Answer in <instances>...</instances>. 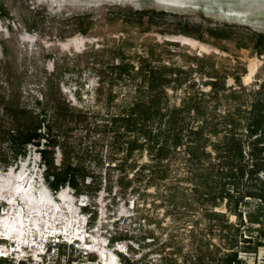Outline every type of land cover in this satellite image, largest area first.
<instances>
[{
    "label": "rangeland",
    "instance_id": "obj_1",
    "mask_svg": "<svg viewBox=\"0 0 264 264\" xmlns=\"http://www.w3.org/2000/svg\"><path fill=\"white\" fill-rule=\"evenodd\" d=\"M0 5L7 11V15H0V103L7 98V83L11 81L20 85L25 102L37 107V111L41 107L36 105V100L47 104L42 95L44 91L55 93L58 100L76 108L81 114L77 118L82 121L79 126L70 124L66 128L68 140L75 148L76 158L84 162L95 174L96 182L102 184L99 192L92 195L76 196L73 189L69 190L78 209L76 214H81L84 219L65 231L66 220L56 218L57 222L61 221L57 225L60 233L72 242L73 231L80 226L87 232L86 241L91 246L98 243L99 249L106 250L107 255L115 253L117 264H210L209 253L200 260V250H213L216 245L223 247V243L218 235H211V232L218 234L220 227L204 211L201 204L204 198L194 194L191 172L196 164L189 161L182 147L156 166L159 164L156 149L151 148L147 134L151 129L161 127L163 134L166 133L157 118L152 122L133 118L131 123L114 120L129 116L139 99L140 77L135 76V71L140 66V58H148L153 65L183 70L180 74L170 75L173 79L180 77L183 83L175 91L168 90L171 106L181 105L185 97L196 96L198 91L210 92L206 85L211 80L209 73L217 72L221 80L225 79L226 91L220 89L217 95L211 92L212 96L198 98L212 118V124L218 126L217 135L206 130L203 140L219 141L226 134L222 129V116L229 112L242 114L264 82V55L253 50L254 35L264 33V11H253L240 19L217 8H165L152 0H0ZM143 10L146 12H141ZM159 11L165 14L161 15ZM80 21H85L88 26L86 34L71 31ZM183 27L191 33L199 27L204 33L208 31L205 39L209 43L199 41L207 45L208 50L201 52L197 47L178 41L180 36L189 37L182 33ZM218 28H225L230 38H216L212 32ZM74 37L81 42L78 48L63 46ZM213 43L220 44L223 49ZM239 44L247 47L239 48ZM205 56L211 59L199 64L195 60ZM251 58H258L261 63L252 80L245 82L243 77ZM122 62L134 66V72L119 75L115 68ZM242 68L246 69L241 77L245 88L232 78ZM233 90L237 91L236 97L230 96ZM193 119L187 115L180 118L184 125L180 133L183 143L188 138L187 128L195 125ZM244 130L238 129L237 135L244 142L245 159L251 164L255 159H251L247 147L250 140ZM133 141L136 145L131 151ZM210 142L207 150L212 151ZM6 147L1 149L7 155ZM29 149L27 156L20 158L17 164L7 170L0 169V183L16 184L18 178L15 176L23 172L28 179L27 186L31 184L38 197L46 191L54 203L63 205L65 202L60 198L63 189L54 193L47 187L41 156L36 147ZM61 160L58 150V165ZM263 181L264 173L252 180L245 177L241 189L264 188ZM19 201L16 200V204ZM225 203L215 211L226 212ZM255 207L256 202L250 200L241 209L247 211ZM9 208L8 202L0 200V217ZM63 210L70 220L69 209ZM230 220L237 222L234 216H230ZM248 235L246 233L245 237ZM113 237L124 239L113 242ZM35 238L39 241L37 235ZM93 238L98 242L94 243ZM47 240L46 237L44 241ZM0 244L10 247L1 241ZM79 247L83 250L57 244L52 252L53 247L49 246L47 256L38 257V262L108 264L100 254L85 250L84 245ZM122 256L131 263L124 262ZM241 256L248 264H264V248L258 255ZM0 263L18 264L10 259H0Z\"/></svg>",
    "mask_w": 264,
    "mask_h": 264
},
{
    "label": "trees",
    "instance_id": "obj_2",
    "mask_svg": "<svg viewBox=\"0 0 264 264\" xmlns=\"http://www.w3.org/2000/svg\"><path fill=\"white\" fill-rule=\"evenodd\" d=\"M141 12H146V10ZM153 12L157 11L153 10ZM159 13L165 14L162 11ZM0 15H7V11L2 5H0ZM199 28L192 33L187 32L185 27L181 31L184 35L197 41L209 43L205 39L208 31L205 30L204 33ZM71 31L86 34L88 26L85 21H80ZM212 33L216 38H230L225 28L215 29V32ZM254 37L256 40L253 50L259 55H264V33L255 34ZM168 44L169 42H167ZM213 45L223 49L220 44L213 43ZM238 47L246 48L247 46L239 44ZM120 59L122 60L123 57L121 56ZM210 59L208 56L195 58L198 64L203 60ZM139 65L135 71V76L140 77L139 99L133 105L129 116L116 118L114 121L131 123L133 118L141 119L142 122H152L156 118L161 121V125L166 128L165 134H163L162 127L159 130L151 129L147 134L152 143L151 148L156 149V158L159 163L156 166H159L160 162L167 158L171 152L175 153L183 147L189 156V161L196 164V168L192 167L191 172V181L194 182L195 187L194 194L204 198L201 201L204 211L209 219L216 220L220 227L218 234L211 232V235H218L223 247L216 245L213 250H209L210 248L206 251L201 249L200 260H203L209 253L211 259L208 263L210 264H248L241 254L258 255L264 248V188L241 189V182L245 177L252 180L254 177L258 178L260 173H264V82L255 91V99L245 106L242 114L229 112L222 116V129L226 131V134L220 137L219 141L210 142L209 138L203 140L205 132L208 130L217 135L218 126L212 124V118H209L205 111L206 107L198 98L212 96L211 92L217 95L220 89L226 91L225 79L221 80L220 74L211 72L208 74L211 80L206 84L210 87V92L198 91L196 96L185 97L181 105L171 106L168 103L170 99L168 90L175 91L183 83L180 77L173 79L170 75L180 74L183 70L166 65H153L148 58H140ZM115 69L119 75L134 72V66L123 62ZM245 73L246 69L242 68L239 74L232 76L241 88L243 87L241 77ZM7 85L9 94L0 103L2 110L0 117V169L7 170L17 164L20 158L27 156L30 151L29 147L32 146L37 148L41 156V164L45 167L44 179L52 192L57 193L63 188L70 187L76 196L98 193L102 187L101 182H96L95 174L84 162L76 158L75 148L68 140L69 131L66 128L68 129L70 124L73 127L79 126L82 120L77 116H81L80 112L64 100H58L55 93L50 91L42 92L46 99V106L36 100V105L41 107L37 111L35 109L37 107L34 108L25 102L24 93L19 84L10 81ZM230 96L236 97L237 91L233 90ZM184 115L192 119L194 117L193 120L196 121L195 125L187 128L188 138L183 143L180 133L184 129V125L181 124L180 118ZM240 128L245 129L246 137L250 140L247 147L251 159H255L251 164L245 159L244 142L237 135ZM207 141L210 142L212 151L207 150ZM4 145L7 146V155L2 153L1 148ZM130 145L131 151H133L136 141L131 142ZM58 150L62 155L59 165L56 161ZM149 167L152 168V166ZM152 169L153 173H157L156 169ZM250 200L256 202L255 209L243 211L241 206ZM223 202H226V212L215 211ZM84 209L88 211V208ZM230 216L236 217L237 222H232ZM246 233L250 234L249 237H245ZM123 239V237L111 238L113 242ZM89 256L94 257V254ZM122 258L124 262L131 263V260L126 257L122 256Z\"/></svg>",
    "mask_w": 264,
    "mask_h": 264
},
{
    "label": "bare ground",
    "instance_id": "obj_3",
    "mask_svg": "<svg viewBox=\"0 0 264 264\" xmlns=\"http://www.w3.org/2000/svg\"><path fill=\"white\" fill-rule=\"evenodd\" d=\"M160 1L166 5L190 7V4L186 3L185 0ZM177 40L192 48L197 47L201 52L208 50L207 45L190 37L180 36ZM80 43L79 39L74 37L63 46L71 45L74 48H78ZM260 63L261 61L258 58L250 59L247 66V74L243 77L245 82L252 80ZM11 174L14 175L13 172H11ZM23 174L24 173L21 172L15 176L18 178L16 184L0 183V200L8 202L10 205L9 210L0 217L1 235L16 243L15 249L0 244V257L3 258L15 254L16 252L21 253V255H17L18 259L30 255L34 258H38L42 251L41 241L46 237L48 238L49 234H59L60 231L57 225L61 223V221L66 220V227H64V230L67 231L68 227L84 219L81 214H76L78 209L74 206L73 197L68 194L69 190H71L70 187L63 188V190L60 191V198L65 202L63 205H60L54 203L46 191L42 192L41 196L38 197L34 193L33 186L31 184L27 186L28 182L26 183V181L28 179H26ZM18 199L20 203L18 202V204H16V200ZM15 205H17V210L15 209ZM65 207L69 209L71 215L70 220H67L65 216V211L63 210ZM56 218H59L61 221L57 222V220H55ZM36 235L39 241L35 238ZM73 237L74 239L80 237V239L85 242L84 246L86 250L100 254L102 259L108 262V264H117V256L115 253L110 252L109 255H107L106 250L99 249L98 243L95 246H91V244L86 241L88 237L87 232L81 230L80 226L74 229ZM93 242H98V239L93 238ZM26 247H30L27 252H25Z\"/></svg>",
    "mask_w": 264,
    "mask_h": 264
},
{
    "label": "water",
    "instance_id": "obj_4",
    "mask_svg": "<svg viewBox=\"0 0 264 264\" xmlns=\"http://www.w3.org/2000/svg\"><path fill=\"white\" fill-rule=\"evenodd\" d=\"M154 3L165 7H184L178 5H166L160 0H152ZM193 8H217L236 18H245L251 12L264 11V0H185Z\"/></svg>",
    "mask_w": 264,
    "mask_h": 264
},
{
    "label": "built area",
    "instance_id": "obj_5",
    "mask_svg": "<svg viewBox=\"0 0 264 264\" xmlns=\"http://www.w3.org/2000/svg\"><path fill=\"white\" fill-rule=\"evenodd\" d=\"M3 238V236H0V241L3 243V244H6L7 242L5 241V240H3L2 239ZM7 244H9V243H7ZM41 244H42V251H41V254H40V258H44V257H46L47 256V254H48V252L50 251V248H49V246L50 247H52L51 245H49V244H45V243H42L41 242ZM56 246H57V244H56ZM56 246L55 247H53V251L52 252H54V250L56 249ZM10 247L11 248H14L15 249V247H16V243L14 244V247L13 246H11V244H10ZM30 249V247L28 248V250ZM28 250H26V252L28 251ZM21 255L20 253H18V252H16L15 254H11L10 256H8V257H5V258H3V257H0V259H10L11 261H14V262H18V264H21V263H28V262H30L31 261V263L32 264H41V263H43V261H39L38 262V258H34L33 256H31L30 254V256H28V257H26V259L23 257V258H19L18 259V257H17V255Z\"/></svg>",
    "mask_w": 264,
    "mask_h": 264
}]
</instances>
